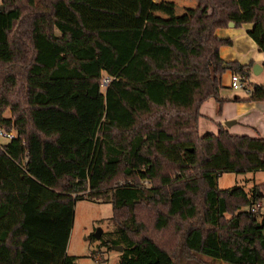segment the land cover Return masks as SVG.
I'll use <instances>...</instances> for the list:
<instances>
[{"label":"trees","instance_id":"trees-1","mask_svg":"<svg viewBox=\"0 0 264 264\" xmlns=\"http://www.w3.org/2000/svg\"><path fill=\"white\" fill-rule=\"evenodd\" d=\"M195 1L155 22L152 0H0V129L14 132L0 143V264H77L66 243L84 199L111 205L103 242L122 246L118 264H264V183L217 182L264 171V138L198 132L223 65L250 76L219 57L230 40L215 30L252 23L264 47V0ZM143 209L181 242L145 233Z\"/></svg>","mask_w":264,"mask_h":264},{"label":"crops","instance_id":"crops-1","mask_svg":"<svg viewBox=\"0 0 264 264\" xmlns=\"http://www.w3.org/2000/svg\"><path fill=\"white\" fill-rule=\"evenodd\" d=\"M161 0H152L148 12V19L155 22L175 21L185 15L186 8L196 6L191 0H173L181 3L180 9L174 10ZM188 1V2H187ZM157 7V8H156ZM253 27L252 23H243L239 26L217 28L215 35L219 38L229 39L230 44L221 45L218 49L219 57L224 62H238L250 64V84H264V47L259 48L248 32ZM258 64L257 73L252 72V66ZM232 71L226 68L221 75L220 97L218 102L214 98L206 99L199 108L198 132L216 134L220 127L227 129L232 134L259 136L264 138V100L249 99V84L233 89L230 87ZM264 171L251 172L254 175L251 189L255 184L264 183L256 179V175ZM250 189V190H251Z\"/></svg>","mask_w":264,"mask_h":264},{"label":"rangeland","instance_id":"rangeland-1","mask_svg":"<svg viewBox=\"0 0 264 264\" xmlns=\"http://www.w3.org/2000/svg\"><path fill=\"white\" fill-rule=\"evenodd\" d=\"M160 2L168 4L174 10L180 9L181 7L179 1L161 0ZM191 2L196 4L195 0H191ZM246 83L250 85L248 80H246ZM9 114V110L6 109L2 115L7 117ZM4 141L0 138V143ZM252 177L254 175L251 172H224L218 176V187L230 188L238 185L243 186L249 191L253 181ZM256 179L264 180V172L258 173ZM258 203V213L264 214V194L260 197ZM111 215L112 207L109 203L92 202L85 199L76 201L73 222L66 243V254L68 256H74L77 264H118L120 252L114 246L109 247L103 242L107 237V233L114 228L110 219ZM140 218L145 223V233L153 237L157 242H181L180 236L174 234L172 228H166L161 232L153 230V218L150 210L143 209ZM97 229L101 230L99 238L94 236ZM190 255L191 258L182 261L181 264H226L222 261L211 260L196 253Z\"/></svg>","mask_w":264,"mask_h":264},{"label":"built area","instance_id":"built-area-1","mask_svg":"<svg viewBox=\"0 0 264 264\" xmlns=\"http://www.w3.org/2000/svg\"><path fill=\"white\" fill-rule=\"evenodd\" d=\"M245 84L243 78L241 77L240 74L237 73H232L230 77V87L233 89H238L243 87ZM264 116V113H263ZM14 137V132L12 130H4L0 129V138L3 140H10ZM259 206V203H256L253 207L252 210L257 209Z\"/></svg>","mask_w":264,"mask_h":264},{"label":"water","instance_id":"water-1","mask_svg":"<svg viewBox=\"0 0 264 264\" xmlns=\"http://www.w3.org/2000/svg\"><path fill=\"white\" fill-rule=\"evenodd\" d=\"M0 9H2V6H0ZM223 66H224L225 68H228V65H226V64H224ZM258 68L260 69V66H258V64H254V65L252 66V72H253L254 74H256ZM190 150H191V149H190ZM100 233H101V230H100V229H97V230L95 231V233H94V236H95L96 238H99V237H100ZM262 235L264 236V228H263V230H262ZM114 247H115L116 250H118L119 252H121V250H122V246L117 245V246H114Z\"/></svg>","mask_w":264,"mask_h":264}]
</instances>
